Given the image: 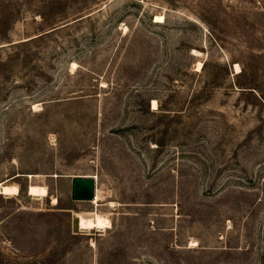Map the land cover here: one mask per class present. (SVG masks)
I'll list each match as a JSON object with an SVG mask.
<instances>
[{
    "label": "rangeland",
    "instance_id": "rangeland-1",
    "mask_svg": "<svg viewBox=\"0 0 264 264\" xmlns=\"http://www.w3.org/2000/svg\"><path fill=\"white\" fill-rule=\"evenodd\" d=\"M1 184L0 264H264V0H0Z\"/></svg>",
    "mask_w": 264,
    "mask_h": 264
},
{
    "label": "bare ground",
    "instance_id": "bare-ground-1",
    "mask_svg": "<svg viewBox=\"0 0 264 264\" xmlns=\"http://www.w3.org/2000/svg\"><path fill=\"white\" fill-rule=\"evenodd\" d=\"M156 22L159 24H163L165 22V18L163 16H158ZM199 67L202 68L203 64H200ZM237 67H239V66L237 65ZM75 68H77V67L75 66ZM238 71H240L239 68H238ZM153 105H154V110H157L158 109V103L155 101ZM0 188H1L2 194L6 195V196H12V195H18L19 194V190H18L17 186L13 187V186H7L5 184H1ZM30 191H31V196L35 197V198H47L49 196V191H48V188H46V187L32 185ZM100 201L101 200L97 194L95 201H93L92 203L98 204ZM91 215H92L91 219H89V220L83 219V229L84 230H89V229L106 230V229L111 228L112 223L108 218H106L103 215H100L98 213H92Z\"/></svg>",
    "mask_w": 264,
    "mask_h": 264
},
{
    "label": "water",
    "instance_id": "water-1",
    "mask_svg": "<svg viewBox=\"0 0 264 264\" xmlns=\"http://www.w3.org/2000/svg\"><path fill=\"white\" fill-rule=\"evenodd\" d=\"M72 198L78 202H93L96 199V179L76 177L73 179Z\"/></svg>",
    "mask_w": 264,
    "mask_h": 264
}]
</instances>
